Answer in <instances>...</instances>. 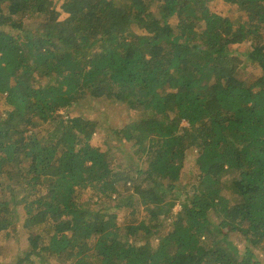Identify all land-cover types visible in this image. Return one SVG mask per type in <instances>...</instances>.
Listing matches in <instances>:
<instances>
[{"label": "trees", "instance_id": "16d2710c", "mask_svg": "<svg viewBox=\"0 0 264 264\" xmlns=\"http://www.w3.org/2000/svg\"><path fill=\"white\" fill-rule=\"evenodd\" d=\"M105 120L120 127L97 144ZM11 251L264 264V0H0Z\"/></svg>", "mask_w": 264, "mask_h": 264}, {"label": "rangeland", "instance_id": "374dc122", "mask_svg": "<svg viewBox=\"0 0 264 264\" xmlns=\"http://www.w3.org/2000/svg\"><path fill=\"white\" fill-rule=\"evenodd\" d=\"M240 78H242V76ZM81 107H83V104L81 105ZM91 112L92 111H90V113ZM60 114L63 115V112H60ZM89 115H91V114H89ZM131 122H132L131 119H126V120L122 121L121 126L122 127L127 126V127L132 129V127L134 125H131ZM117 127H120L119 122H114V120L102 121L100 123V130H101L100 134H103V135L98 137V139L96 140V143L97 144H106V143L110 144V142L113 141L110 129L117 128ZM104 138H106V139L104 140ZM112 148H114V147H112ZM126 151H128V148L126 149ZM126 151L125 150L123 151V148H122V153L119 154V155H121V156H130L129 154H126ZM83 204L89 205V203H87L85 199L83 200ZM177 208H178V206H177ZM8 255H9L8 253H6V254L0 253V262L4 263V262L9 261V264H14L16 262L17 256H19V254H14V253H12V251H11V254L9 256ZM260 255L261 254H259V256ZM257 260L261 261L262 259L261 260L257 259ZM20 264H24V263L21 261ZM47 264H62V262H55V263L49 262Z\"/></svg>", "mask_w": 264, "mask_h": 264}]
</instances>
